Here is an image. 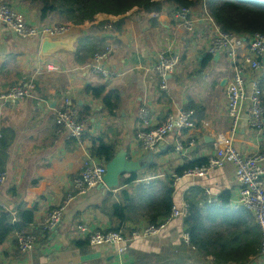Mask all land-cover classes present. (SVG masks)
<instances>
[{"label": "crops", "instance_id": "obj_1", "mask_svg": "<svg viewBox=\"0 0 264 264\" xmlns=\"http://www.w3.org/2000/svg\"><path fill=\"white\" fill-rule=\"evenodd\" d=\"M8 1L30 24L55 23L54 15L41 22L37 5ZM174 7L166 3L160 12L132 9L120 16L97 13L93 20L73 23L71 32L64 36L77 37L74 51L59 50L49 56L41 54L40 38H22L0 23V93L14 84H35L34 94L23 100L4 102L0 99V171L7 174L6 182L0 187V212L10 210L15 215L20 206L33 209V223L27 230L38 234V246L30 252H21L13 234L9 236L0 244V264H133L132 250L159 254L158 264H213V255L196 256L193 247L183 241L182 218H173L154 234L132 237L131 230L148 224V213L152 211L147 203L140 201L139 210L143 214L138 223L128 221L121 229L128 233L127 252L118 254L112 245L89 246L87 251L76 246L74 242L87 240L76 230L79 222L93 228H111L112 221L101 208L109 189L100 185L73 199L56 230L43 229L46 213L62 203L71 179L80 174L86 160H90L93 136L104 134L108 141L117 144L118 151L125 150L130 159L141 160L145 167L139 170L141 180L135 184L148 183L146 192H160L164 181H174L176 169L186 161L211 155L217 139L229 129L226 88L233 73L230 60L224 54L214 56L202 72L195 74L209 54L213 28L200 21L196 22L193 32L186 31L172 19ZM191 7L195 16L202 13L201 4ZM124 16L120 30H115L113 23ZM108 21L112 25L110 29L106 27ZM100 22L105 25L99 34L109 39L106 48H111L106 64L121 73L117 78L106 79L92 72L88 64L93 56L84 63L76 59L78 40ZM167 50L178 51L182 59L170 77L169 89L164 90L154 66L159 55ZM46 63L56 64L60 70L48 72L44 67ZM88 85H102L106 93H114L119 98L118 109L109 112L102 97H93L85 91ZM64 97H69L79 110L81 106L90 108L80 141L56 133V111ZM191 101L201 106L204 123L184 133L185 155L174 150L176 138L172 134L154 151L140 148L136 135L143 105L150 109V126H156L169 114L184 110ZM189 111L194 113L195 110ZM192 138L194 144L189 143ZM235 146L247 155L264 153V132H252L242 122ZM193 187H200L204 192L210 189L214 196L231 189V206L237 207L240 186L232 163L211 170L207 176H182L174 181L173 205L181 206L186 191ZM145 198L144 194L143 200ZM261 242L262 237L260 247ZM259 252L260 248L246 264H259Z\"/></svg>", "mask_w": 264, "mask_h": 264}, {"label": "built area", "instance_id": "obj_2", "mask_svg": "<svg viewBox=\"0 0 264 264\" xmlns=\"http://www.w3.org/2000/svg\"><path fill=\"white\" fill-rule=\"evenodd\" d=\"M202 13L195 16L191 6H180L172 9V19L180 24L186 31L193 32L196 22H204L211 25L213 35L208 44V53L212 56L219 53L224 54L229 60L232 68V76L226 88V111L231 122L229 129L221 138L215 142L214 152L207 157V161L199 166L184 170L182 175H175L174 181L182 176L201 177L209 175L215 168L224 167L228 163L235 165L236 179L240 186V192L236 206H242L250 210L258 223L262 242L258 255L259 264H264V153L243 154L235 146V138L240 133L242 122L252 132H264V102L262 87L264 82V32L251 34H236L221 30L215 22L213 15L202 0ZM0 23L12 30L22 38L38 37L41 40L45 35L51 38H60L71 32L73 23H41L33 25L27 22L24 16L10 4L9 1L0 0ZM111 22L106 23L108 29ZM111 48L96 52L91 58L88 67L92 72L101 74L104 78H117L120 72L109 68L106 60ZM178 51L167 50L159 55V60L154 70L161 79L160 87L169 89V75H172L180 63ZM45 69L48 72L59 71L56 64L46 63ZM35 92V84L30 82L26 85L14 84L5 92L0 93V99L4 102L23 100L32 96ZM193 112L180 110L169 114L160 124L150 126L151 112L147 105H143L139 111V131L136 135V142L144 151H154L158 145L169 135L175 136L174 150L184 154L186 149L183 144L184 133H189L196 128L192 119ZM56 133L67 139L80 141L85 132L88 117L80 114L78 107L72 104L69 97H64L60 107L56 111ZM194 144V139L189 140ZM85 169L70 181L66 195L62 203L50 209L43 220V229L54 230L62 220L66 207L73 199L81 194H86L92 188L104 184L106 163L103 161L92 162L86 160ZM130 177L131 173H126ZM7 180V174L0 171V187ZM141 180V179H137ZM209 201L217 202L210 189L205 190ZM2 208L6 209L5 206ZM189 204L185 201L181 206L173 205L168 216L162 218L158 224H146L142 227L131 230L132 237L147 236L160 231L173 218L184 219L188 214ZM81 238H86L92 247L100 245H112L116 247L118 254L128 251V238L121 230L93 228L86 222H79L76 228ZM17 247L21 252H30L38 246V234L31 230L16 231L14 234ZM183 241L191 245L188 230L183 232Z\"/></svg>", "mask_w": 264, "mask_h": 264}, {"label": "trees", "instance_id": "obj_3", "mask_svg": "<svg viewBox=\"0 0 264 264\" xmlns=\"http://www.w3.org/2000/svg\"><path fill=\"white\" fill-rule=\"evenodd\" d=\"M19 1L37 5L40 8L41 22L48 20L51 15L62 14L67 22L71 21L74 24L93 20L94 16L100 12L120 16L132 9L143 10L146 13L160 12L166 3L174 4L176 7L202 5V0ZM206 5L215 22L223 31L236 34L264 32V0H206ZM125 17L119 18L113 23L115 30H120ZM104 25L105 22L93 25L89 34L80 37L75 52L79 62L84 63L94 53L103 51L109 44V39L103 34H99L104 30ZM213 59L214 56L207 54L194 73L202 72ZM262 89L264 91V82ZM85 91L93 97H102L104 106L109 112L114 113L118 109L119 98L115 97L114 93H106L105 86L88 85ZM262 100L264 102V93ZM80 109L82 116L89 115L90 108L81 106ZM183 109L187 111L194 109L192 119L196 126H202L204 119L200 115L201 106L199 104L191 101ZM117 152V144L108 141L104 134L92 137V144L89 148L90 161L98 159L107 164ZM206 161L207 158L186 161L176 169V175H182L184 170L199 166ZM84 169L85 166L81 172ZM140 176L139 171L132 172L130 177L123 174L120 176L119 187L121 188L116 192L106 191L101 208L112 221L111 230H121L128 221L138 223L143 214L139 210V201L147 203L152 209L151 213H148L149 224H158L161 221L158 220L159 217L162 219L170 214L173 206L174 181L166 179L160 192H146L145 188L150 184H135ZM144 194L145 200H143ZM185 201L189 204V209L183 223L184 228L189 231L194 255L204 258L211 254L213 255V264H246L251 257L258 254L262 237L260 227L250 210L242 206L235 208L231 206V189L219 193L217 202H211L202 188L193 187L186 191ZM16 211L15 215L10 210L0 212V244L4 243L16 231L27 230L33 223V209L20 206ZM74 244L82 249L86 248L84 251H87L90 246L88 240H79ZM132 255L134 257L133 264H158L161 261L160 255L155 253L132 250Z\"/></svg>", "mask_w": 264, "mask_h": 264}, {"label": "water", "instance_id": "obj_4", "mask_svg": "<svg viewBox=\"0 0 264 264\" xmlns=\"http://www.w3.org/2000/svg\"><path fill=\"white\" fill-rule=\"evenodd\" d=\"M77 37H60V38H51L50 36L45 35L41 43V54L49 56L59 50H69L74 51L75 42ZM219 53L215 54L217 58ZM172 75H169L170 78ZM226 79L222 82L224 84ZM9 101L13 102V99ZM150 154L153 153L150 152ZM145 167V164L141 163V160H133L128 157V153L125 150H120L116 153L113 159H111L106 164V173L104 176V184H101V187H106L109 190L117 188L120 183V176L126 173L137 172ZM57 227L54 229L56 230Z\"/></svg>", "mask_w": 264, "mask_h": 264}, {"label": "rangeland", "instance_id": "obj_5", "mask_svg": "<svg viewBox=\"0 0 264 264\" xmlns=\"http://www.w3.org/2000/svg\"><path fill=\"white\" fill-rule=\"evenodd\" d=\"M52 21L55 22V23H65V22H67L66 19H65V17H64V15H62V14H55L53 16V20ZM122 233L124 234V236H128V233L126 234V233H124V231Z\"/></svg>", "mask_w": 264, "mask_h": 264}]
</instances>
